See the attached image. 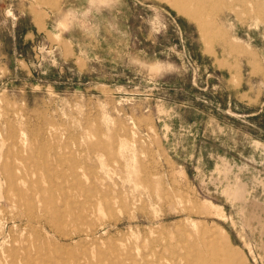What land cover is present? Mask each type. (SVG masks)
Returning <instances> with one entry per match:
<instances>
[{
    "label": "rangeland",
    "instance_id": "1",
    "mask_svg": "<svg viewBox=\"0 0 264 264\" xmlns=\"http://www.w3.org/2000/svg\"><path fill=\"white\" fill-rule=\"evenodd\" d=\"M181 263L264 264V0H0V264Z\"/></svg>",
    "mask_w": 264,
    "mask_h": 264
},
{
    "label": "bare ground",
    "instance_id": "2",
    "mask_svg": "<svg viewBox=\"0 0 264 264\" xmlns=\"http://www.w3.org/2000/svg\"><path fill=\"white\" fill-rule=\"evenodd\" d=\"M176 6V5H175ZM180 9V8H179ZM212 206V205H211ZM213 207V206H212ZM221 213V212H220ZM194 227V226H193ZM140 254V253H139ZM102 262V261H101ZM113 262V261H112ZM132 262V261H131ZM83 263V262H82ZM130 263V262H129ZM182 264V263H181Z\"/></svg>",
    "mask_w": 264,
    "mask_h": 264
}]
</instances>
